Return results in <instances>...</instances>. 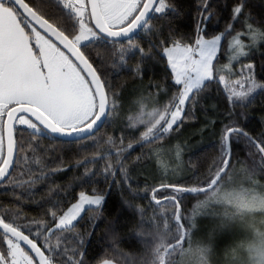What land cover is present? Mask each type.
Here are the masks:
<instances>
[{
	"label": "trees",
	"instance_id": "obj_1",
	"mask_svg": "<svg viewBox=\"0 0 264 264\" xmlns=\"http://www.w3.org/2000/svg\"><path fill=\"white\" fill-rule=\"evenodd\" d=\"M25 1L34 8L39 4L58 14L52 18L45 16L57 26L70 23L53 0ZM166 3L172 7L165 13L153 12L149 24L133 37V44H138L144 52L151 51L150 58L142 57L135 49L130 56L128 49L121 62L117 51L119 44L92 42L86 46L85 54L111 86L110 96L115 93L120 101L119 114L113 111L93 137L71 141L47 134L33 136L31 130L18 129L23 137V151L16 159L11 176L0 185V215L6 216L8 222L32 225L34 235L45 227H54L49 213L55 211L58 217L76 201L79 192L93 194L95 190L106 198L99 211L95 207L86 208L71 231L55 235L44 232L49 236L47 244L37 239L43 250L55 245L59 237L61 248L51 253L56 264H66L64 248L69 249L67 257L73 256L72 249H79L87 264H100L103 259H112L117 264H153V249L160 241L153 243L156 230L150 221L154 216L159 221L162 210L167 211L171 230L164 234L161 264H176L174 260L167 261L169 255L185 248L188 242L179 243L177 229L171 220L172 207L165 203L158 208L152 196L155 194L157 199L163 200L177 195L179 211L184 216L183 228L187 231L191 224L190 211L203 200L204 194H177L171 188L156 193L152 190L164 184L206 186L210 172L214 174L220 165L225 126L241 128L257 140L264 136V88L243 103L232 102L217 78L206 82L191 103H186L182 122L161 139L149 138L145 142L141 138L150 125L126 122L127 117L137 115L135 108H131L132 99L134 102L135 98L147 96L156 106L170 100L173 104V97L180 90L174 83L166 57L152 47L153 44L163 41L165 46H171L174 40L193 45L198 35L213 37L224 33L214 62L216 69L227 61L230 38L244 31L248 23L264 31V0H243V11L236 19H233V9L241 0H166ZM244 38L246 40L247 36ZM244 62L254 63L255 78L264 85V44L251 48L239 61ZM137 65L141 69L139 73ZM109 137L114 142L112 145L107 143ZM129 144L133 147L128 148ZM120 149L123 152L118 156ZM231 149V166L222 181L236 179L245 185L257 184L264 191V166L257 162L256 150L243 136L231 139ZM159 159L166 165L172 163L178 176L167 183H159L154 177V164ZM108 163L115 169L114 175L104 174ZM120 164L126 168L127 178L122 175ZM80 240L84 242L83 248L79 246ZM4 247L0 233V250Z\"/></svg>",
	"mask_w": 264,
	"mask_h": 264
},
{
	"label": "snow or ice",
	"instance_id": "obj_2",
	"mask_svg": "<svg viewBox=\"0 0 264 264\" xmlns=\"http://www.w3.org/2000/svg\"><path fill=\"white\" fill-rule=\"evenodd\" d=\"M53 3L63 11L69 24L56 26L50 23L49 18L58 14L51 13L39 4L34 8L25 0H0V181L11 176L9 170L14 169L15 158L23 151V137L18 129L31 130L33 136L47 133L52 137H75L77 140L95 135L102 122L106 118L110 119L116 100L115 93L111 96L109 94L110 84L102 79L97 68L93 66V61L85 54L88 50L86 46L92 42L119 44L117 51L121 62L124 61L128 49H135L142 57L150 58L151 51L144 52L138 44H133V35L149 24L151 12L165 13L172 7L166 0H53ZM243 8L244 3L241 0L233 9V19L242 13ZM46 15L49 18H45ZM223 35L222 33L211 39L198 35L195 46L182 45L174 40L171 41V46H165L163 41L152 45L166 57L174 74V83L180 90L173 97L174 110L165 109L163 112L153 111L147 114V123L150 126L142 135L143 141L148 142L149 138L161 139L174 125L179 126L186 103H191L206 82L214 78V61L217 59ZM243 35L250 37L253 42L264 39V32L251 25L247 26V32ZM231 46L233 59L246 55V45L241 34L232 38ZM246 67L251 73L253 66ZM140 70L137 65V73ZM218 79L224 82L225 77L218 76ZM236 84L243 88L241 82L237 81ZM226 87L230 101L243 103L257 88H264V85H258L251 80L246 91H237L228 85ZM129 119L134 124L144 123L143 106L139 114ZM234 136L245 137L259 155L261 166H264V136L257 140L242 129L229 125L225 126L221 137L222 155L219 168L214 174L210 172L206 188L164 184L160 189L152 190L156 193L161 189L171 188L177 194L205 195L206 198L193 209L187 231L183 228L184 216L179 211L180 201L177 195L164 197L163 200L157 199L155 194L152 196V202L158 208H162L165 203L172 207L171 220L177 229L179 243H191L192 229L196 227L195 217L208 214L207 209L213 204L236 203L241 207H264V198L252 195L250 200H246L243 192H229L223 188L222 177L227 176L231 166L230 141ZM107 143H114L111 137ZM127 147L132 148L133 145L129 144ZM122 152L123 149L118 150L117 155ZM120 169L127 178L123 164H120ZM103 171L106 175H114L115 169L108 163ZM105 199L103 194H96L95 190L91 195L84 191L79 192L76 201L58 217L55 211L49 213L55 222L54 227H45L34 235L32 225L8 222L6 216L0 215V233L5 244L4 250H0V264H54V258L45 253H53L61 248L59 237L55 245L43 250L38 246L37 239H43L47 244L49 236L44 235V232L55 235L71 231L74 222L85 212L86 206H89V210L91 206H95L99 211ZM150 223L156 230L153 243L160 241L153 249V264H161L164 259L161 254V249L165 247L164 234L171 230L167 211L162 210L159 221L154 216ZM36 227L41 228L40 225ZM78 243L80 248L84 247L82 240ZM68 250L63 249L66 264H87L79 249L71 250L72 257H67ZM207 252V248L196 249L199 259L203 261H206ZM249 252L258 264H264V243L259 247L250 246ZM59 254L61 253H57ZM34 257L38 259L34 260ZM100 264H113V260L103 259Z\"/></svg>",
	"mask_w": 264,
	"mask_h": 264
},
{
	"label": "rangeland",
	"instance_id": "obj_3",
	"mask_svg": "<svg viewBox=\"0 0 264 264\" xmlns=\"http://www.w3.org/2000/svg\"><path fill=\"white\" fill-rule=\"evenodd\" d=\"M248 25L251 24L248 23L247 26ZM252 27L254 29H258L260 32H264L260 28H256L254 26ZM246 32H247V27L245 28L244 31L237 34H241V39L246 45L244 51L247 55L251 48H256L259 45L264 44V39H257L255 42H253L252 39L247 36L245 40L244 36L246 35L243 34ZM220 34L222 33H219L217 35ZM203 37L205 39L212 38L205 36ZM233 37H231L229 40L227 61L225 63L222 62L217 66L214 72V78L218 79V76L225 77V80L224 82H222V84L226 88L227 92H228V88L226 87V85L235 88L237 91H241V90L246 91L251 84V80H254L255 83L258 85H263L262 83L258 82L255 78L253 62L239 63L240 59L245 55L238 56L235 59L232 58L233 50L231 44ZM223 38L224 35L222 36L220 48L222 45ZM182 45H192V44L189 43ZM192 46H195V44H193ZM129 50H130V56H132L133 49H129ZM219 52L220 49L217 53V57L219 55ZM247 65L253 66V70L251 73L248 72L246 67ZM237 81L241 82L243 88L239 87L236 84ZM259 90L260 88H257L249 96L248 100L251 97H254ZM114 99L116 100L114 112L118 113L117 110H120L119 109L120 101L117 96H114ZM153 101L154 100H152L150 97L147 96L135 98L134 102L132 99L131 108L134 107L137 114L140 113L141 106H143V111L145 113L144 123H147L148 113L153 111L163 112L165 109H172L171 100L169 102L165 101L166 104L162 103L160 106L154 105ZM126 122L128 123L130 122V124L136 125L129 119V117L126 118ZM137 124H141V123H137ZM165 153L167 154V152ZM257 162L260 163V158L259 160H257ZM155 163L156 164L154 165L156 168V172H154L155 173L154 177H156V179L159 180V183L161 184L167 183L168 180H170L171 178H175L176 176H178L177 171H175V168L172 166V163L166 165L164 161L160 159ZM222 185L225 191L243 192L245 194L246 200H250L252 195H256L261 198H264V191L257 184L245 185L243 181H239L235 179L228 182L222 181ZM205 198L206 197L204 195L202 199L204 200ZM203 200H199V201H203ZM199 201L196 203L194 208H196ZM88 207L89 206H86V208ZM91 207H95V206H91ZM191 212L193 214V210L190 211V214ZM207 213L208 214H201L195 217L196 227L192 229L191 243L190 244L188 243V245L185 248L182 247L181 249H177L173 251L169 255L167 261H169L170 263V261L172 262V260H174V263L176 264H258V261L254 260L252 255L250 254L249 247L250 246L259 247L262 243H264V207H241L236 203H231V204L225 203L221 205L213 204L212 206L209 207V209H207ZM192 214L188 216V219L189 217L190 218L192 217ZM36 242L38 243V241ZM197 247H203L208 249V252L206 254V261L199 259L196 253ZM165 251H168V249H166ZM45 254L52 257L51 253L48 254L46 252ZM176 257L178 258L175 261ZM35 259L38 258L34 257V260ZM113 264H117V263L113 262Z\"/></svg>",
	"mask_w": 264,
	"mask_h": 264
},
{
	"label": "water",
	"instance_id": "obj_4",
	"mask_svg": "<svg viewBox=\"0 0 264 264\" xmlns=\"http://www.w3.org/2000/svg\"><path fill=\"white\" fill-rule=\"evenodd\" d=\"M26 2V1H25ZM27 3V2H26ZM154 12V11H153ZM153 12H151L150 14H149V20H150V18H151V16H152V14H153ZM50 22V21H49ZM51 23V22H50ZM145 27V26H144ZM144 27H142L141 29H138L135 33H134V35H133V37L135 36V35H137V34H139L143 29H144ZM106 121H107V118H106V120L104 121V122H102V125L99 127V129L97 130V131H99L101 128H102V126L106 123ZM241 129V128H240ZM243 130V129H242ZM96 131V132H97ZM244 131V130H243ZM95 132V133H96ZM245 132V131H244ZM246 133V132H245ZM55 138H59V139H64V140H71V141H77V139L75 138V137H72V138H68V137H55ZM231 158H232V149H231V141H230V163H231ZM16 159L17 158H15V163H16ZM11 173H12V171H13V169H10L9 170ZM223 178V177H222ZM6 179H8V177L7 178H5L3 181H0V185L3 183V182H5L6 181ZM207 187V185L206 186H203V187H201V188H206ZM186 194H189V195H196V194H200V193H186Z\"/></svg>",
	"mask_w": 264,
	"mask_h": 264
},
{
	"label": "flooded vegetation",
	"instance_id": "obj_5",
	"mask_svg": "<svg viewBox=\"0 0 264 264\" xmlns=\"http://www.w3.org/2000/svg\"><path fill=\"white\" fill-rule=\"evenodd\" d=\"M39 30V29H38ZM123 42V41H122Z\"/></svg>",
	"mask_w": 264,
	"mask_h": 264
},
{
	"label": "clouds",
	"instance_id": "obj_6",
	"mask_svg": "<svg viewBox=\"0 0 264 264\" xmlns=\"http://www.w3.org/2000/svg\"><path fill=\"white\" fill-rule=\"evenodd\" d=\"M210 250V249H209Z\"/></svg>",
	"mask_w": 264,
	"mask_h": 264
}]
</instances>
